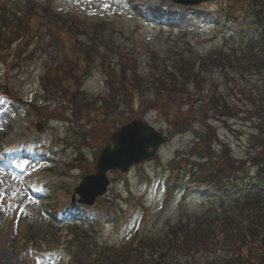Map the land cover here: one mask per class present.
<instances>
[{
  "label": "rangeland",
  "instance_id": "obj_1",
  "mask_svg": "<svg viewBox=\"0 0 264 264\" xmlns=\"http://www.w3.org/2000/svg\"><path fill=\"white\" fill-rule=\"evenodd\" d=\"M29 1L0 0V4L6 6L7 11L12 12L13 10H24ZM34 1L41 6L36 8L37 14L41 13L44 8L53 15L50 27L41 30L43 39L39 40V44L31 45L28 52L20 56L15 54L16 48L13 47L12 54L22 61L13 65L10 72L3 62L4 56H0V93L2 94L0 102V180L3 181L0 189L6 192V195L0 199V264H55L56 261L51 257L55 255L54 249L65 246L61 240L62 236L69 240L65 227L69 226L70 221L76 220L74 216L67 217L66 215L67 210L72 209L68 204L69 200L61 208V213L47 209L46 205L41 204L40 197L33 196L29 189V185L34 184V175L32 174L31 182L26 180L23 183L25 178H21L16 169L22 166L20 164L23 155L27 154V148L49 144L53 146L56 142L57 159L49 158L48 154L41 152L40 155L25 162L29 166L44 167L46 163L52 164L55 160L54 172L61 173L64 179L52 178L48 182L53 188L69 183L65 181V177L70 175L66 172V168H62V165L66 167V164L72 162L76 156V148H73V144H71L76 135L77 127L75 125L83 117H88V121L92 120L95 116L94 111L100 105L97 102L103 100L102 98L110 97L111 99L112 92L107 81L108 72L111 68L118 71L120 65L123 64L119 57L121 49L126 50V53H122L123 55L129 52L134 54V59L138 60L135 67L140 77L149 75L148 64L154 65L158 61L170 60V53L173 52L170 50L171 46L176 47L175 51L185 50L186 57L192 55L188 47L183 48L179 45L180 33L183 31L189 34L191 49L194 50V53H198V56L225 49H228L226 51L228 54H236L240 58L245 55L249 56V46H245L246 39H257L255 42L258 43V36L261 35L255 25V12L260 9L254 8L253 3L254 1L264 3V0H217L198 6L185 7L172 0H137L139 4L132 5L130 0ZM226 7H231V11L237 12L236 15L243 20V27L222 22L223 17L220 13ZM149 14L151 15L148 16ZM155 15L157 18H161L160 16L171 18V20H166L173 22V28L153 22V19L156 18ZM224 17L226 18V16ZM64 21L70 25L59 26ZM60 29L71 31L72 37L65 36L60 32ZM237 29L242 31H237ZM75 43L76 48L79 51L81 49L87 54L86 57L91 59L88 65L90 70L86 76L82 77L80 88V92H84L85 98L90 101V106L87 104H82L81 107L80 104L71 105L69 101L62 104L61 99L55 97L58 95L48 96L49 94L46 92L49 93V90L51 92L53 90L50 86H47L49 90L46 92L44 89L46 86H42V80L45 75L47 76L49 66L66 65L64 57L57 50L60 44L63 48L68 45L74 48ZM263 52L260 51V48L254 51L255 54L260 53V58L263 57ZM157 55L161 60L156 58ZM104 58H107L106 61L110 60L111 65L104 63ZM258 63V60L250 57V66L245 67L242 74L241 71L233 68L223 71L210 66L204 76L210 70L212 73L205 77V81L201 83L199 89L194 84L188 86L189 91H186L189 95L177 103L180 104L178 110L167 107V109H163V113H158L147 105L148 98L144 96L139 100V111H136V108H132L131 111L127 104L119 103L120 107L117 110L107 111L110 112V115L112 114L111 118H100L103 122L95 129L99 141H90V147H95L94 150H85L87 153L85 157L89 163L86 162L82 166L77 164L84 169L86 174L95 172L96 159L101 150L109 144L111 134L136 119L145 121L165 135L167 141L154 158L131 167L128 173L121 175L111 171L108 174L111 184L105 197L108 201H115L116 196L121 194L119 202H121L123 212L121 218L110 224L106 223L105 226L90 225L89 230L92 231V234H97L99 242V247L95 246L94 248L95 252H102L103 249L112 252L133 243H135L133 246L136 247L137 240L134 239V229L139 219L144 217L147 218V222L143 236H148L149 240H156L160 237L161 230L167 228L169 221L177 222L183 219L182 222H191L192 227L202 224L206 230L204 242L207 243L208 237L216 228L215 215L206 212L207 220H202L201 215L209 208V202L204 203L196 195L194 185L187 186L184 182L182 186L189 189L188 191L182 188L177 193L167 194V180L175 182L172 180L174 175L170 178L172 174L170 173L171 162L173 159L180 160L183 162L181 167L186 166L189 161L193 165H198L195 163V159L205 156V152L203 147L197 146V144L206 134L216 142L214 146L217 151L221 152L222 150L220 143L226 145L228 149L224 150L226 155H223L227 158L245 160L250 156L260 154L262 149L257 144L261 133L257 130L258 119L255 115L258 108L264 106V70L257 67ZM67 72L59 71L58 73V81L63 82V86L71 84L66 79L71 78L72 74ZM215 85L220 92L215 96H219L220 100L231 106L230 108H238L242 113L236 112L231 120H225L221 116L211 117L208 122L214 129L215 135L210 136L207 127L201 125L195 118L201 115L204 110L201 107L202 100L210 95V89ZM119 95V93L115 94L118 101L121 100ZM147 95L150 94L147 93ZM46 99L51 101L45 103ZM168 103L172 105L171 102ZM213 103L217 104L214 100ZM113 104H117V102ZM35 105L39 116L30 111L31 107ZM183 114H189L193 118L191 123L194 126L193 129L184 134L170 136L169 122L172 121L174 115ZM12 118L18 119L13 121ZM68 120L75 125L65 123ZM38 125L43 126L39 137L35 130ZM93 138L95 139V137ZM10 145L14 146L12 151H8ZM47 152L52 154L49 150ZM226 165L230 167V164ZM225 170L228 171L226 168ZM242 172V176L245 175L239 178H242L248 187L230 188L226 195L225 205H228L226 207L242 204L246 198L243 196L251 186H255L264 195V183L258 179L257 170L252 166L251 169L246 166V171L242 168ZM72 173L76 176L77 181L86 176V174L83 176L79 174V171ZM246 174H248L247 177ZM36 176L38 184L41 183L40 179L45 180L41 171L39 177ZM149 180H152L151 187H147ZM17 190L20 194L13 197L12 193ZM145 190H147L146 194ZM41 193L46 196L51 194L45 188L41 190ZM207 196L210 202L217 204L219 195H215L212 190H209ZM141 199L147 208L146 211L140 206L138 200ZM11 200L15 203V207L8 210L7 205ZM47 206L50 207V203ZM237 207L235 208L237 209ZM21 208L23 212L20 210ZM75 209L78 212L81 211V215L85 211L82 206ZM88 212L90 214V211ZM51 213H54L53 216ZM195 220L197 221L196 225ZM59 223H61V227ZM16 226L23 227L24 233L28 229L30 236L35 234L32 239L33 243L25 244L27 249L25 248L22 252L17 250L15 242L16 234H18ZM43 237L46 241H54V239L55 241L53 244H43L42 251H38L33 244L41 245L42 243L39 241ZM55 242L59 243L56 245ZM231 258L230 252L219 246L212 251L202 250L192 259L175 260L172 258L173 261L164 262L159 260L156 255L151 261L146 260V263L155 264L158 261L159 264H212L214 261H230Z\"/></svg>",
  "mask_w": 264,
  "mask_h": 264
},
{
  "label": "trees",
  "instance_id": "obj_2",
  "mask_svg": "<svg viewBox=\"0 0 264 264\" xmlns=\"http://www.w3.org/2000/svg\"><path fill=\"white\" fill-rule=\"evenodd\" d=\"M37 7L41 6L30 0L25 5L24 10H22L23 17L14 18L7 11V7L0 5V54L6 48H11L15 42L21 40L22 44L17 48L16 53L20 56L23 53H27L31 45L41 38L40 31L45 24L39 25L38 21L41 20L42 23L53 22L51 20L53 19V15L49 11L44 10V8H42V12L38 15L36 12ZM253 7L260 9L255 12V25L262 32V36L259 38L258 43L252 38L248 39V41L246 40L245 46H249V56L245 55L240 58L236 54H228L226 52L228 49H225L202 56L189 55L186 57L183 51L176 52L172 49L173 52L170 53V60H162L154 65L151 64L149 75L140 77L135 67L138 60L134 59L133 53L129 52L123 55L120 51L119 57L123 64L120 65L119 70L115 71L111 66H108L111 68L107 79L112 92L111 99L110 97L107 99L102 98L104 101H98L97 103L100 105L94 112L100 113L105 119H109L112 114L110 115V112L107 111L117 110L120 107L119 103L127 104L132 111V95L134 92L139 93L141 98L147 97V105L156 111L164 112L163 109H167V107H170V109L177 108L178 110L180 104L177 103L189 95L186 91L188 90V86L194 84L199 89L201 83H204L205 77L212 73L210 70L204 76V73L207 72L210 66L217 67L223 71L233 68L241 71L242 74L246 69L245 67L250 66L249 58L252 57L254 60H258L257 67L264 70V3L254 1ZM67 25L70 24H67L65 21L61 23V26ZM69 29L73 31L71 28ZM71 31L67 33L71 34ZM185 45L191 47L190 42H185ZM257 48H260V51L263 52L262 58L259 57L260 53H254ZM80 52L83 55L81 62L67 57L65 58L66 65L49 66L46 73L47 76L45 75L42 80V85L43 87L46 86L44 88L45 92L49 90L47 86L53 89L52 92L51 90H49V93L46 92L49 94L48 96L53 97L58 95L55 97L69 101L71 105L80 104L81 107L82 104L90 106V101L85 98L86 94L84 92H80V88L82 77L86 76L90 70L88 65L91 59L86 57L87 54L81 49ZM157 56L156 58L161 60L160 56ZM17 58H15V61L13 60V65L22 61ZM106 59L104 58L105 61L103 60V62L111 65V61H106ZM168 64L171 65L169 69L167 68ZM59 71L61 73L68 71L67 73L72 74L71 78L66 79V81L71 83L69 86H63L64 83L58 81ZM218 92L216 85L210 89V95L202 100L201 107L204 110L199 117L195 118V120H199L201 125L207 126L210 136L215 135L214 129L208 124L211 117L221 116L225 120H231L236 112L242 113L238 108H230L231 106L220 100L219 96H215L216 93H220ZM118 93L120 94L119 97H121L120 101L116 100L115 97V94ZM147 93L150 95H147ZM213 100L217 104H214ZM116 102L117 104H113ZM168 102H171L172 105ZM255 116L258 119L256 123L257 130L261 133L257 144L262 149L260 154L250 156L245 160L227 158L223 155L225 154L224 150L228 149L226 145L220 143L222 144V150L221 152L220 150L217 151V148L214 146L216 142L206 134L200 145L205 152V156L202 157H205L203 158L205 160L207 158L208 162L200 163L199 159L197 160L198 165H194L198 166L194 174L196 181L215 183L219 190H224L231 185L236 187L238 186L237 180H239V177H242V173L244 172H242V168L246 171V166H249L250 169L251 166L253 169H256L257 176L264 181V106L258 108ZM174 117L171 122L173 135L184 134L193 129L194 126L191 124L193 118L189 114L174 115ZM102 122H98V125ZM98 125L92 130L80 134L78 142H80L81 146L90 147V144H88L90 134L92 137H95V139L93 138V142L95 140L99 141V137L95 131ZM215 151L218 154H215ZM79 161L82 165H85L87 162L82 154ZM226 164H230V167ZM229 182L235 184H229ZM244 197H246L245 200L237 209H222L221 215L215 218L216 222L214 224L216 228L212 235L208 237L207 243L204 242L206 230L202 224L196 225L197 221L195 220L196 226L194 228L191 226V222L186 223L178 220L173 224L176 229L172 236L167 234L168 231L165 230L156 240H149L148 236L144 237L135 248L131 245H126L118 248L116 251L107 252L106 249H103L102 252L98 253L94 251L95 246H93L94 243L88 232L83 231L81 227H76L73 243L76 247V253L73 255L71 264H148L146 260L151 261L155 254H159V259L168 262L173 261V259L180 260V258L192 259L202 250L212 251L219 246L227 249L232 258L230 261H214V264H264V195L263 193L256 192ZM202 217V220H207L206 214H203ZM197 218L199 219V217ZM211 227L213 228V225ZM33 235L35 234L30 236L29 233L23 238L25 244L28 242L33 243ZM42 241L43 239H40L39 242ZM94 254H97L98 259H93L91 262Z\"/></svg>",
  "mask_w": 264,
  "mask_h": 264
},
{
  "label": "water",
  "instance_id": "obj_3",
  "mask_svg": "<svg viewBox=\"0 0 264 264\" xmlns=\"http://www.w3.org/2000/svg\"><path fill=\"white\" fill-rule=\"evenodd\" d=\"M185 5H199L214 0H174ZM165 139L152 127L141 120H136L114 133L111 145L102 150L96 165V173L84 178L78 192L83 202L93 205L95 200L106 193L109 186L107 173L118 170L123 173L135 164L155 156Z\"/></svg>",
  "mask_w": 264,
  "mask_h": 264
},
{
  "label": "snow or ice",
  "instance_id": "obj_4",
  "mask_svg": "<svg viewBox=\"0 0 264 264\" xmlns=\"http://www.w3.org/2000/svg\"><path fill=\"white\" fill-rule=\"evenodd\" d=\"M106 7H107V5H106ZM3 184V181L2 180H0V185H2ZM20 193H19V191L17 190V191H14L13 193H12V195H13V197H15V196H17V195H19ZM4 195H6V192L3 190V189H0V199H2L3 197H4ZM19 207V206H18ZM22 212H23V209L21 208L20 209Z\"/></svg>",
  "mask_w": 264,
  "mask_h": 264
}]
</instances>
